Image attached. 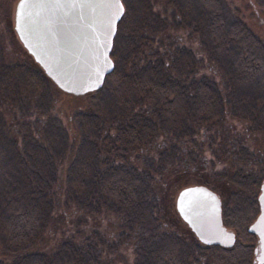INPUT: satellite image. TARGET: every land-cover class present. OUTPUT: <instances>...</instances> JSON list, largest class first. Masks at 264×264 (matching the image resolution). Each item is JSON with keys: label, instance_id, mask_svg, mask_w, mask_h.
<instances>
[{"label": "trees", "instance_id": "obj_1", "mask_svg": "<svg viewBox=\"0 0 264 264\" xmlns=\"http://www.w3.org/2000/svg\"><path fill=\"white\" fill-rule=\"evenodd\" d=\"M195 3L201 27L194 47L188 45L192 27L187 26V40L178 29L171 30L173 43L182 46L172 52L165 45L167 35L158 37L163 53L173 54L171 64L180 61L178 68L169 67L175 70L171 74L157 69L161 56L152 60L150 54L136 71H123L115 65L111 45L114 65L103 80L108 97L98 93L103 82L87 91L92 110L74 115L84 136L62 164L64 173L54 175V146L38 129L40 139L28 142L29 150L17 147L21 141L0 138V245L11 251L29 245L58 205L68 207L60 245L38 247L10 264H187L181 253L183 234L164 227L158 202L157 190L166 186L171 172L193 174L215 190L222 223L235 236L230 246L192 237V244L207 253L191 264H253L257 241L247 225L258 211L256 195L264 172V149L259 147L264 141V41L242 19H227L220 0ZM184 8L192 11L191 0ZM128 16L123 8L115 32ZM127 43L134 47L133 41ZM194 59L201 60V67L190 68ZM17 68L5 67L1 80H10ZM252 80H257L258 94L238 89ZM144 99L157 121L121 116L146 103ZM157 125L164 129L160 132ZM8 150L14 153L11 159L5 155ZM13 159L16 174L9 172ZM133 238L137 241L131 243Z\"/></svg>", "mask_w": 264, "mask_h": 264}, {"label": "rangeland", "instance_id": "obj_2", "mask_svg": "<svg viewBox=\"0 0 264 264\" xmlns=\"http://www.w3.org/2000/svg\"><path fill=\"white\" fill-rule=\"evenodd\" d=\"M185 1L122 0L123 8L129 16L125 17L124 21L118 26L112 38V50L116 52L115 65L123 71H136L142 65V57L145 54H150L154 58L152 60L162 57V59L158 60L161 64L155 62V64H159V66L157 65L159 71L162 70L166 74L174 72L175 70L169 69V67L180 66V61H177V63L172 61V65L171 58H173V54L171 52L173 49H178L182 46L179 42L173 43L176 35L171 30L178 29L179 32H182V35L184 33L183 36L187 40V26L188 28L192 27V29L190 28L191 42L188 45L194 47L196 42L194 36L198 34L197 28L201 27L200 20L197 21L196 15H198L199 10L195 0H191L193 4L192 11L184 8ZM15 2L16 0H0V80L2 78L1 73L5 67L10 65L18 66L10 80H1L2 82H0V138L4 141H21L22 144H17V147L24 146L23 150H29L28 142L39 140L40 138L38 137L41 135L38 133L41 131L46 141L54 146V150H52L54 156L51 160L56 168L54 175H58V173H64L65 167L62 164L71 159L75 153L76 145L84 136V133L74 123L73 119L78 111L89 112L92 110L90 103L91 94L90 92L81 94L66 92L60 89L48 76H45L40 65L23 46L14 30L13 12ZM220 2L227 19L235 17L242 19L264 41V3L262 0H220ZM186 12L189 14L186 15ZM164 35H167L168 38L165 40V45H169L171 51L168 53H163L162 44L158 40L159 36ZM178 37L183 39V37ZM165 38L166 36H164ZM195 38L198 39L197 36ZM129 40L134 42V47L128 45L127 42ZM162 62H168L169 66L165 67ZM199 67H201V60L197 61L194 59L190 68L197 69ZM198 72L201 75V71ZM256 81L252 80L244 83L238 89L248 95H256L259 91ZM105 88L104 83L98 93L107 98ZM144 100L146 103L140 102L132 111H126L121 116L123 115L124 119L129 117H148L157 121L152 107L148 103L149 101ZM121 116L119 115L114 119L118 120ZM29 126H32L34 132L29 130ZM156 127L160 132L164 129L162 125L160 127L157 125ZM37 129L39 130L38 133H36ZM17 132L21 133V135L18 136ZM151 144L152 142L148 146L150 147ZM259 147L264 149V141ZM5 155H10L7 158L11 159L14 153L12 150H8ZM30 158L34 159L31 156ZM15 160L13 159L12 165L9 167L10 174L18 173ZM52 166L51 169L54 168ZM168 174L166 173L168 181L166 186L159 187L157 190L158 202L163 214L162 220L165 222V226H163L168 230L173 229L182 232L181 253L187 264H191L195 260L200 262L201 259L205 258L203 253L205 254L207 251H202V248L192 244V237L193 240L197 238L179 217L174 207V197L180 187L200 182L195 180L193 174L178 175V173L174 172ZM223 200L225 205L230 206V202H227V195H224ZM66 205V203L62 207L58 205L60 207L59 211L50 218L38 238L29 245L14 251L0 245V264H10L16 256L35 250L38 247H56L62 239L59 229L64 225L67 218L63 211L68 210ZM98 222H100L99 219ZM88 223L91 224L90 221ZM57 225H59L58 228H56ZM52 227L56 228L53 232ZM72 227H74V221ZM49 228H51V232L47 231ZM74 231L77 234V230L75 229ZM136 241L137 239L133 238L130 242ZM91 244L94 245L93 242ZM128 256L132 257L130 251H128ZM100 259L112 263V259L108 260L107 257H100ZM259 264H264V262Z\"/></svg>", "mask_w": 264, "mask_h": 264}, {"label": "water", "instance_id": "obj_3", "mask_svg": "<svg viewBox=\"0 0 264 264\" xmlns=\"http://www.w3.org/2000/svg\"><path fill=\"white\" fill-rule=\"evenodd\" d=\"M122 12V0H16L13 27L60 89L81 94L98 88L112 69V38ZM256 200L258 211L247 230L256 236L253 261L259 264L264 262V172ZM174 207L200 242L233 243V230L222 223L220 197L206 184L180 187Z\"/></svg>", "mask_w": 264, "mask_h": 264}, {"label": "flooded vegetation", "instance_id": "obj_4", "mask_svg": "<svg viewBox=\"0 0 264 264\" xmlns=\"http://www.w3.org/2000/svg\"><path fill=\"white\" fill-rule=\"evenodd\" d=\"M253 264H254V262H253Z\"/></svg>", "mask_w": 264, "mask_h": 264}]
</instances>
